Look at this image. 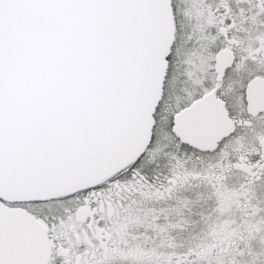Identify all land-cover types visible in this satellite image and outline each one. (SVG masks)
<instances>
[{
  "label": "snow or ice",
  "instance_id": "6c2138e0",
  "mask_svg": "<svg viewBox=\"0 0 264 264\" xmlns=\"http://www.w3.org/2000/svg\"><path fill=\"white\" fill-rule=\"evenodd\" d=\"M0 264H264V0H0Z\"/></svg>",
  "mask_w": 264,
  "mask_h": 264
}]
</instances>
